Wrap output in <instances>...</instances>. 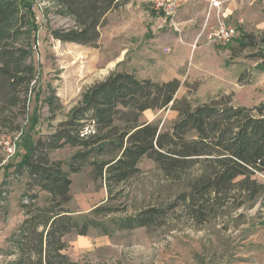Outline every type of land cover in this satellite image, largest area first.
<instances>
[{"label": "rangeland", "instance_id": "obj_1", "mask_svg": "<svg viewBox=\"0 0 264 264\" xmlns=\"http://www.w3.org/2000/svg\"><path fill=\"white\" fill-rule=\"evenodd\" d=\"M37 29L27 25L16 39L31 54L35 76L31 84L28 119L38 122L32 138L46 137L64 121L82 93L110 72L133 73L139 80L180 82L175 95L191 108L224 99L234 107L252 109L264 105V72L253 59L264 50V0H165L173 3L170 14L155 9L154 0H128L106 16L95 46L61 43L51 29L71 25L68 18L54 16L49 0H30ZM218 4L214 6L213 4ZM220 23L229 26L233 37L226 43H211L208 35ZM251 35L256 46L242 48V35ZM57 100L51 112L44 100ZM181 107V105H178ZM171 104L165 110H149L140 121L168 131L178 120ZM25 118L23 130L29 127ZM21 133L8 135L0 128V264H13V240L24 220L20 204L44 206L45 192L29 187L17 170L23 150ZM76 148L50 152L48 158L68 164ZM140 173L109 197L102 182L93 180L92 169L84 166L69 174L71 201L64 206L80 221L95 219L108 227L109 236L89 229L86 236H65L64 254L76 264H264V194L241 208L228 206L203 225L191 220L179 202L167 210L163 225L150 229L115 230L111 222L131 217L148 207L168 209L185 190L183 184L164 180L154 163L144 158ZM256 180L264 185V173ZM98 206L117 209L107 217L94 218Z\"/></svg>", "mask_w": 264, "mask_h": 264}, {"label": "trees", "instance_id": "obj_2", "mask_svg": "<svg viewBox=\"0 0 264 264\" xmlns=\"http://www.w3.org/2000/svg\"><path fill=\"white\" fill-rule=\"evenodd\" d=\"M54 16L68 18L71 25L51 29L50 35L61 43L93 47L100 38L106 16L128 0H49ZM37 29L30 0H0V128L8 135L21 133L23 150L17 170L26 174L29 187L48 195L44 206L29 197L20 204L24 220L13 240V264H76L65 254V236H86L89 229L109 236L108 227L95 219L80 221L64 208L71 201L69 174L90 166L92 177L113 195L141 171L142 159L151 160L164 180L183 184L185 190L164 209L148 207L138 214L112 221L115 230L150 229L163 225L167 210L181 202L196 224L203 225L228 206L241 208L264 194V185L256 180L264 173V105L247 109L234 107L220 99L191 108L175 95L176 79L156 83L139 80L133 73L113 71L84 91L66 119L46 137L32 138L38 122L34 113L28 119L31 84L35 70L31 54L16 39L27 25ZM251 35H242L239 45L254 48ZM264 44V35L259 40ZM253 59L264 72V50ZM54 113L57 100H44ZM171 104L178 120L168 131L140 121L149 110H165ZM181 105V107H178ZM25 118L29 127L23 130ZM76 148L68 164L48 158L50 152L64 147ZM117 209L98 206L94 218L107 217Z\"/></svg>", "mask_w": 264, "mask_h": 264}, {"label": "built area", "instance_id": "obj_3", "mask_svg": "<svg viewBox=\"0 0 264 264\" xmlns=\"http://www.w3.org/2000/svg\"><path fill=\"white\" fill-rule=\"evenodd\" d=\"M153 4L155 9L162 11L166 14H170L174 6L173 3L166 2L165 0H154ZM232 37V29L224 23H220L219 26L208 35V40L211 43L220 44L230 41Z\"/></svg>", "mask_w": 264, "mask_h": 264}, {"label": "bare ground", "instance_id": "obj_4", "mask_svg": "<svg viewBox=\"0 0 264 264\" xmlns=\"http://www.w3.org/2000/svg\"><path fill=\"white\" fill-rule=\"evenodd\" d=\"M214 6H217L218 4L216 3V4H213Z\"/></svg>", "mask_w": 264, "mask_h": 264}]
</instances>
